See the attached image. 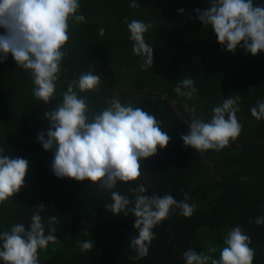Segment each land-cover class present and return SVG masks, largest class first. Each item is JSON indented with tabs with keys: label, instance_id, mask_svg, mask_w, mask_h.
Masks as SVG:
<instances>
[{
	"label": "trees",
	"instance_id": "1",
	"mask_svg": "<svg viewBox=\"0 0 264 264\" xmlns=\"http://www.w3.org/2000/svg\"><path fill=\"white\" fill-rule=\"evenodd\" d=\"M131 2L80 0L78 14L85 22L69 21L70 38L64 46L68 54L61 61L55 96L47 104L33 96L30 70L17 66L11 54L0 63V148L29 163L24 186L0 203V232L15 224L28 229L34 209L43 204L45 234L49 217L56 216L54 235L60 244L38 250L40 264H185L183 253L189 248L219 259L226 234L240 226L251 238L253 264H264V224L253 222L264 216V119L256 120L250 112L264 100V52L253 56L238 46L233 54L218 44L211 26L195 18L194 10L208 8L210 0H137L138 9L130 8ZM253 3L264 5V0ZM181 8L183 14L178 13ZM125 18L152 25L144 35L153 48V65L147 70L132 52ZM88 71L102 76L99 91L79 93L90 113L101 112L111 99L122 105L131 102L162 121V129L172 137L164 149L158 147L154 156L141 161L140 178L117 182L113 191L134 200L130 189L143 184L145 195L170 194L180 201L187 193L188 203L195 205L187 217L173 209L153 229L156 238L139 260L129 259L136 255L130 247L131 237L138 235L135 217L113 215L105 208L112 203L111 194L98 182L57 178L50 169L55 149L45 151L36 139L40 132L47 138L45 111L60 104L68 84ZM185 76L194 79L198 89L192 99L174 91ZM236 94L241 95L242 109L237 113L242 125L237 139L220 151L197 152L183 144L180 136L193 118L185 103L195 109L196 117L208 121L215 106ZM89 239L93 248L81 251L80 243ZM210 245L215 253L208 252Z\"/></svg>",
	"mask_w": 264,
	"mask_h": 264
},
{
	"label": "clouds",
	"instance_id": "2",
	"mask_svg": "<svg viewBox=\"0 0 264 264\" xmlns=\"http://www.w3.org/2000/svg\"><path fill=\"white\" fill-rule=\"evenodd\" d=\"M80 0H0V63L11 54L17 66L30 70L33 80V96L47 104L55 96L60 79L61 61L68 54L65 45L69 40V21L85 22L79 13ZM130 8L138 9L140 4L132 0ZM196 19L205 26H211L216 42L228 52L235 53L237 47L255 56L264 52V5H254L253 0H210L206 9H195ZM183 14L184 9H178ZM133 41L132 52L143 59V70L153 65V48L146 43L144 35L152 27L141 20L127 18L123 21ZM99 35L105 34L103 27ZM102 76L88 71L68 84L62 93V102L52 110L45 111L49 122L45 133L37 134V142L45 151L55 149L50 169L57 178L76 181L89 180L101 190H108L112 203L105 208L118 215L129 213L135 217L134 229L138 235L131 237L130 247L139 260L149 253V247L156 238L153 229L169 218L173 209H179L183 216H191L195 205L188 203L190 197L184 193L177 201L172 195L148 196L147 188L141 184L130 189L134 200L115 189L117 182L136 181L142 175L141 161L164 149L172 137L161 127L162 121L140 107L129 102L122 105L118 99L108 101L109 106L99 113H90L88 102L79 95L86 91H99ZM74 89H78L77 92ZM177 95L192 99L198 92L194 79L185 76L174 88ZM241 95L236 94L223 100L212 109V117L205 121L195 116V109L185 103L184 108L193 114L186 134L180 139L185 146L199 151H220L230 141L237 139L242 125L237 118ZM256 120L264 119V100L257 101L250 109ZM0 148V203L12 198L24 186L29 163L21 157L11 158ZM183 191V190H181ZM132 204V207L129 205ZM43 204L36 207L28 229L15 224L10 231L0 232V261L4 264H40L38 250L46 249L49 243L59 246L54 235L56 216L48 219V230L40 215ZM264 224V216L253 221ZM83 223V221H82ZM89 236L88 231L84 232ZM94 241L80 243L81 251H90ZM224 247L219 259L211 254H197L189 248L183 253L185 264H253L255 250L252 241L240 226L231 229L223 239ZM217 251L214 245L209 253Z\"/></svg>",
	"mask_w": 264,
	"mask_h": 264
}]
</instances>
